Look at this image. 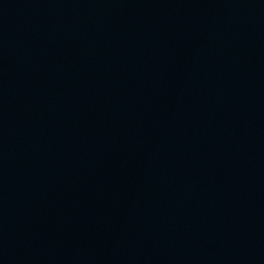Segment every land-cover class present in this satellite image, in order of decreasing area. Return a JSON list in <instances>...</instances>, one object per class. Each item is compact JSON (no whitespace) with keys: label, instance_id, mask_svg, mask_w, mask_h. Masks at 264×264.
<instances>
[{"label":"water","instance_id":"1","mask_svg":"<svg viewBox=\"0 0 264 264\" xmlns=\"http://www.w3.org/2000/svg\"><path fill=\"white\" fill-rule=\"evenodd\" d=\"M0 264H264V0H0Z\"/></svg>","mask_w":264,"mask_h":264}]
</instances>
